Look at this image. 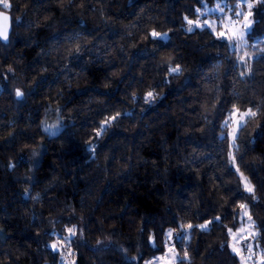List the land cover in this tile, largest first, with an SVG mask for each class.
<instances>
[{"label":"trees","instance_id":"obj_1","mask_svg":"<svg viewBox=\"0 0 264 264\" xmlns=\"http://www.w3.org/2000/svg\"><path fill=\"white\" fill-rule=\"evenodd\" d=\"M220 1L0 0V264H243L244 217L264 264V0L236 47Z\"/></svg>","mask_w":264,"mask_h":264},{"label":"rangeland","instance_id":"obj_2","mask_svg":"<svg viewBox=\"0 0 264 264\" xmlns=\"http://www.w3.org/2000/svg\"><path fill=\"white\" fill-rule=\"evenodd\" d=\"M258 1L259 0H237L234 4L232 2L220 1L214 3L212 6L205 5L199 10L198 26H205L213 31L220 27L217 31L218 36L226 40L232 47L239 46L243 42L245 34L250 30L252 25L251 12ZM249 4L251 7H248ZM237 13H241V15H237ZM246 16L247 20H245ZM248 21H251V23H248ZM246 24L247 27L245 26ZM232 119L234 124L230 135L234 137L237 127L243 118L240 115H235L232 116ZM42 127L44 132L49 136H54L60 131L61 126L56 119L55 112H50L48 114ZM251 227L252 225L249 218L244 217L239 228L231 234V247L236 254L240 255L243 264H251L248 263L246 256L243 257L241 247L243 241L251 237L254 233ZM169 247L170 245H168L166 241L164 252L160 256H157L152 264H174V255L169 251Z\"/></svg>","mask_w":264,"mask_h":264},{"label":"water","instance_id":"obj_3","mask_svg":"<svg viewBox=\"0 0 264 264\" xmlns=\"http://www.w3.org/2000/svg\"><path fill=\"white\" fill-rule=\"evenodd\" d=\"M5 17L7 19L5 20ZM6 31V38L3 33ZM11 32V20L7 13L0 11V41L5 43Z\"/></svg>","mask_w":264,"mask_h":264},{"label":"snow or ice","instance_id":"obj_4","mask_svg":"<svg viewBox=\"0 0 264 264\" xmlns=\"http://www.w3.org/2000/svg\"><path fill=\"white\" fill-rule=\"evenodd\" d=\"M4 6H5V7H9V5H8L7 3H5ZM248 7H251V5L249 4ZM237 15H241V13H237ZM249 15H250V13H249ZM6 19H7V17H5V20H6ZM245 20H247V16L245 17ZM191 23H192V21H189V24H191ZM248 23H251V21H248ZM245 26L247 27V24H246ZM3 35H4L5 38H6V31L3 33ZM156 35H157L156 33H153V36H156ZM20 95H21V93L18 91V92H17V96H20ZM149 95H151V94H149ZM250 114H251V115H255V113H250ZM247 190H248L249 192H251L253 189L249 186V187L247 188ZM241 207L243 208L244 206L241 205ZM189 227H191V226L189 225ZM201 228H202V229L206 228V225H201ZM68 231H69L70 234H74L73 229H69ZM52 247L55 248L56 245H52Z\"/></svg>","mask_w":264,"mask_h":264}]
</instances>
